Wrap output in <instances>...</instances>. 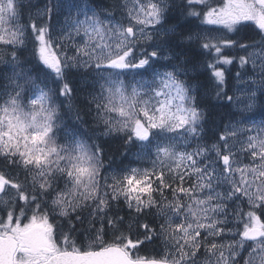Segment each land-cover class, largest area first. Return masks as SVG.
I'll list each match as a JSON object with an SVG mask.
<instances>
[{
  "label": "snow or ice",
  "instance_id": "6c2138e0",
  "mask_svg": "<svg viewBox=\"0 0 264 264\" xmlns=\"http://www.w3.org/2000/svg\"><path fill=\"white\" fill-rule=\"evenodd\" d=\"M257 107L264 0H0V264H264Z\"/></svg>",
  "mask_w": 264,
  "mask_h": 264
},
{
  "label": "trees",
  "instance_id": "16d2710c",
  "mask_svg": "<svg viewBox=\"0 0 264 264\" xmlns=\"http://www.w3.org/2000/svg\"><path fill=\"white\" fill-rule=\"evenodd\" d=\"M39 2H40V4L42 5V0H39ZM33 10V9H32ZM31 10V11H32ZM35 11V9L33 10V12ZM27 18V12L25 13V19ZM176 21L175 20H173V21H171L170 22V24H172V23H175ZM24 57L25 58H28L29 57V53L28 52H25L24 53ZM197 59H203V57H197ZM230 67V66H229ZM190 75H192L193 76V80H192V83L193 84H197V83H206V75L205 74H199V73H196V72H192V73H190ZM234 86H235V80H233L232 78H231V76H228V83H227V88L228 89H234ZM232 92L233 91H229V95H232ZM211 103L212 104H215L216 103V101L213 99L212 101H211ZM234 110V109H233ZM224 109H217V110H215V111H213L212 113H211V115H210V120L211 121H215L216 123H219L220 122V120H221V118H222V116H223V113H224ZM259 116H264V114H261V110H260V108L258 107L257 108V114H255V117H259ZM90 119V118H89ZM224 122L225 123H227V119L225 118V120H224ZM111 155H112V157H113V160H114V167L115 166H119L120 165V163H121V157H120V155H119V153H115V152H113V153H111ZM132 162V166H134V165H141V164H143V163H145V160L144 161H139V162H136L135 160H134V158H132V157H129V159L128 160H124V164H128L129 162ZM106 163V166H107V161L105 162ZM122 215H123V213H121Z\"/></svg>",
  "mask_w": 264,
  "mask_h": 264
},
{
  "label": "rangeland",
  "instance_id": "374dc122",
  "mask_svg": "<svg viewBox=\"0 0 264 264\" xmlns=\"http://www.w3.org/2000/svg\"><path fill=\"white\" fill-rule=\"evenodd\" d=\"M31 2L33 3V4H36V3H40L39 2V0H31ZM34 10V9H33ZM33 10H32V12H33ZM36 11V10H35ZM34 11V12H35ZM33 12V13H34ZM61 20H62V18H61ZM235 87H236V82H235V86H234V89H235ZM234 89H233V91H234ZM232 94H233V92H232ZM237 95H239L240 93H236ZM258 108V107H257ZM257 108L254 110V113H249V115H253V119L257 122V123H259L261 120H264V116H259V117H255V114H257ZM234 110H235V108H233ZM134 166H138V167H151V162L150 161H148V160H145V163H143V164H141V165H134Z\"/></svg>",
  "mask_w": 264,
  "mask_h": 264
}]
</instances>
